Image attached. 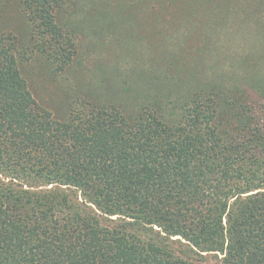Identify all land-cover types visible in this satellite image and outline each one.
<instances>
[{"label": "trees", "instance_id": "trees-1", "mask_svg": "<svg viewBox=\"0 0 264 264\" xmlns=\"http://www.w3.org/2000/svg\"><path fill=\"white\" fill-rule=\"evenodd\" d=\"M19 1L63 74L65 0ZM127 2L139 59L62 118L0 34V264H264V0Z\"/></svg>", "mask_w": 264, "mask_h": 264}, {"label": "rangeland", "instance_id": "rangeland-1", "mask_svg": "<svg viewBox=\"0 0 264 264\" xmlns=\"http://www.w3.org/2000/svg\"><path fill=\"white\" fill-rule=\"evenodd\" d=\"M143 9L141 4L127 0H65L58 21L66 31L75 34L77 51L66 71L59 75L52 72L38 49L27 12L19 0H0V34L16 35L18 46L26 48L25 53L20 49V54H16L21 73L27 76L36 100L55 117L62 118L64 113L68 116L70 102L94 100L86 86L96 85L110 75V70L115 71L113 66H123L131 57L139 59V37L147 35L149 27L135 19ZM237 39L238 44L231 41L238 51L253 49L251 36L240 35ZM132 43L136 46L132 47ZM207 259L214 260L210 255Z\"/></svg>", "mask_w": 264, "mask_h": 264}]
</instances>
